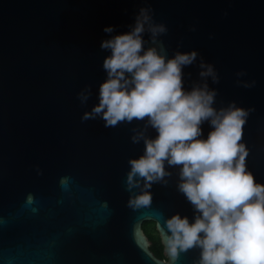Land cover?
I'll return each mask as SVG.
<instances>
[{"label":"water","instance_id":"95a60500","mask_svg":"<svg viewBox=\"0 0 264 264\" xmlns=\"http://www.w3.org/2000/svg\"><path fill=\"white\" fill-rule=\"evenodd\" d=\"M145 6L168 29L159 39L169 57L197 51L183 68L186 88L202 59L219 76L208 79L214 107L251 110L240 143L264 184V0H0V264H197L198 247L167 251L166 219L196 214L177 190L179 166L165 165L171 175L149 189V205L129 204L140 191L127 188L129 160L144 151L133 129L157 134L147 117L82 118L106 79L101 41L128 31ZM201 128L206 138L212 129ZM150 221L165 258L151 250Z\"/></svg>","mask_w":264,"mask_h":264},{"label":"clouds","instance_id":"9594fccd","mask_svg":"<svg viewBox=\"0 0 264 264\" xmlns=\"http://www.w3.org/2000/svg\"><path fill=\"white\" fill-rule=\"evenodd\" d=\"M167 30L145 6L128 31L101 41L109 52L103 61L106 79L99 86L98 103L82 118L100 116L106 126H115L147 117L145 127L155 129L154 138L133 129L131 140L143 141L144 151L129 160L127 188L140 189L129 204L149 205V189L154 183L167 184L171 175L165 165L179 166L177 190L196 214L191 223L179 213L166 219L167 251L173 257L198 247L197 264H264V184L246 170L248 152L240 143L251 110L235 102L214 107L217 92L208 79L218 83L219 76L202 59L200 79L186 88L183 68L194 64L198 53L177 51L169 57L159 39ZM103 31L111 34L114 27ZM88 95L87 88L78 94L82 103ZM204 122L212 129L206 138Z\"/></svg>","mask_w":264,"mask_h":264},{"label":"trees","instance_id":"16d2710c","mask_svg":"<svg viewBox=\"0 0 264 264\" xmlns=\"http://www.w3.org/2000/svg\"><path fill=\"white\" fill-rule=\"evenodd\" d=\"M145 233L152 241L151 250L161 258H165L163 254V246L160 241L159 234L156 230L155 223L153 221L145 222L143 225Z\"/></svg>","mask_w":264,"mask_h":264}]
</instances>
